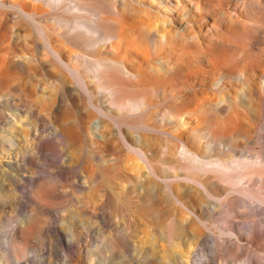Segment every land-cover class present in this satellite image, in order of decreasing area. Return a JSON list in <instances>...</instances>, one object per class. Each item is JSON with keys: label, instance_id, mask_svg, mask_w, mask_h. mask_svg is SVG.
Here are the masks:
<instances>
[{"label": "bare ground", "instance_id": "obj_1", "mask_svg": "<svg viewBox=\"0 0 264 264\" xmlns=\"http://www.w3.org/2000/svg\"><path fill=\"white\" fill-rule=\"evenodd\" d=\"M158 1L161 5L170 2ZM173 1L175 6L164 15L165 32L157 37V41L167 50V83L172 86L180 80L182 90L178 95L163 92L165 100L174 102L167 106L168 109L163 114L167 129L159 130L170 143L169 146L164 145L159 153L162 172L165 173L163 177L158 176L152 164L156 153L150 143V136L154 129L135 121L136 117L143 115L152 106L149 95L160 86L163 87L164 82H157L150 73V67L147 68L149 57H142L144 52L137 47L139 39L134 37L133 26L136 22L143 21L141 13L144 14L145 11L140 8L141 13L134 11L123 14L120 18L121 26L118 27L116 19L104 17L103 8L109 7L100 0H0V16H11L19 20L14 25L16 32H12L10 37L4 36L8 43L19 39L32 42L36 49L41 50L44 63L56 68L55 71L46 69L39 77H30L19 89L8 82L3 84L0 79V146H15L11 133L17 129V123H22L19 112L15 111L21 103L11 92L19 91L23 93L22 103L28 105L29 117L34 121L24 122L23 125L32 127L35 145L41 150L53 151L52 143L46 141L45 137L56 135L64 143L71 145V149L89 152L99 168L108 170L114 179L119 180L118 193L132 207L139 194L150 189L162 203L172 201L188 212L190 209L181 202L180 196L190 198L188 200L193 208L204 216H211L214 204L220 200L221 195H226L230 206L239 200L243 201L237 197L238 194L264 202V196L260 195L264 189V164L251 160L228 162L219 157L211 159L210 154L203 155L200 151L205 145L203 138L206 139L208 153L224 152L236 147L238 130L226 122L230 115L216 123L214 130H205L202 136L198 133L202 121L203 99L209 90L218 88L225 77L233 74L232 70L225 68L222 61L227 53L222 47H227L228 44L224 40L230 43L229 46L232 42L237 46L238 43L245 44L257 36L264 37V0H253L247 4L246 20L236 33L234 27L240 24L239 15L233 8L224 10L222 0ZM71 3L74 6H70ZM139 5L154 8L151 3ZM190 7L201 13L196 18H190ZM55 11L63 14L77 11L81 14L74 19L60 15L55 20L52 18ZM111 12L115 16L119 14L114 9ZM207 14L211 15V22L206 19ZM49 20L56 22V27L46 25ZM54 31L61 35H74L80 40L86 34L96 37L93 40L94 46L104 48L101 52L107 56L105 59L90 60L82 55L69 53L70 58L91 64V78L95 84L89 81L83 70L66 61L63 52L53 45L51 33ZM33 35L39 41L35 42ZM150 45L153 53H160L161 50L155 49L153 41ZM232 45L230 47L234 49ZM236 46L235 49L239 48ZM150 54L148 49L146 56ZM7 63L4 62L3 67ZM217 74L220 75L218 83L213 79ZM240 81L246 83L247 76H240ZM47 88L54 89L60 100L67 103V108L57 111L50 95L43 97ZM250 99L249 112L258 113L256 124L252 127L259 130L264 119L260 114L264 92L256 91ZM7 112L14 114V120ZM71 117L79 123V129L72 123ZM127 119L132 120L126 125L130 133L124 131ZM45 131H48L47 136L44 135ZM85 139L86 142L81 143ZM187 139L190 141L187 142ZM257 140L259 141V137ZM123 152L132 156L133 159L128 160L131 163L141 162V168L146 169V173H125L121 161ZM29 165H33L31 158ZM94 175L97 176L93 173L91 179ZM10 179L14 184L17 182V177L10 175ZM253 183L258 184V189L252 188ZM82 186L85 187L86 184ZM107 195L108 192L105 191L102 197ZM81 213L89 220L100 217L96 210L90 212L83 209ZM191 223L205 227L203 218L196 214L191 218ZM18 229L20 234L28 236L35 232L30 225ZM257 232L254 227L251 228L246 241L259 248L261 238ZM206 235L200 229L194 232V241L188 244V248L192 249L187 255H191L193 248L203 242ZM186 236L189 235L185 231ZM236 243H228L223 251L225 259L241 264L242 254ZM94 256L95 252L89 254L91 259ZM30 259L16 246L8 244L7 248L0 250V264H28ZM189 260V257L174 251L167 264H188ZM94 263L99 264L97 261ZM244 263L250 264L248 257ZM143 264L151 263L144 261Z\"/></svg>", "mask_w": 264, "mask_h": 264}, {"label": "rangeland", "instance_id": "obj_2", "mask_svg": "<svg viewBox=\"0 0 264 264\" xmlns=\"http://www.w3.org/2000/svg\"><path fill=\"white\" fill-rule=\"evenodd\" d=\"M100 1L109 7L103 8L104 17L116 19L118 27L121 26L120 18L123 14H131L134 11L141 13L140 8L145 11L144 14L141 13L145 18L143 23L136 22L133 26L134 37L139 39L137 47L144 52L142 57H149L147 68L150 67V73L157 82L165 83L162 82L163 87L160 86L149 95L152 106L143 115L136 117L135 121L154 129L151 132L153 135L150 134V143L156 153L152 164L158 176L163 177L165 173L162 172L159 153L164 145L169 146L170 143L159 132L167 129L163 114L174 103L165 100L163 92L178 95L182 85L180 80L172 86L167 83V50L157 41V37L165 32L164 15H167L176 3L173 0L165 5H161L158 0ZM222 1L224 10L233 8L239 15L240 24L234 27L236 33L246 20L247 4L253 0ZM140 3H151L154 8L142 7ZM70 6L74 4L71 3ZM113 9L119 12L118 16L112 14ZM60 12L55 11L52 18L56 20L62 15L74 19L81 14L77 11L69 14ZM190 12V18H196L201 13L196 8H191ZM206 19L211 22V15L207 14ZM18 21L11 16H0V79L3 84L8 82L17 89L30 77H39L41 72L44 74L46 69L56 70L54 66L44 63L41 50L36 49L32 42L19 39L8 43L4 38L16 32L14 25ZM45 24L51 28L56 27L53 20ZM51 34L53 45L63 52L64 59L83 70L89 81L95 84L91 78V64L76 61L70 58L69 53L79 54L90 60L105 59L107 56L102 53L104 48L94 46L93 40L96 37L86 34L82 35L80 40L74 35L58 34V31ZM33 39L35 42L39 41L35 35ZM151 41L154 42L156 50H161L160 53H153ZM224 42L228 43V48L223 42L221 44L225 47L220 44L227 51L222 61L225 68L232 70L233 74L225 77L218 88L209 90L203 99L202 121L198 133L202 136L205 130H214L216 123L230 115L226 122L238 130L235 137L237 143L233 150L208 153L206 139L203 138L205 145L200 151L203 155L210 154L211 159L219 157L228 162L251 160L264 164V119L257 130L252 125L256 124L258 113L249 112L252 93L264 92V37L257 36L245 44L238 43L237 49L235 43H231L234 46L232 49L227 40ZM148 49L151 54L146 56ZM4 62H8L5 67ZM244 74L247 76L246 83L240 81V76ZM219 76L217 74L213 79L217 80ZM11 93L20 100L21 104L15 111L19 112L22 123H17V129L11 133L15 146H0V250L7 248L8 244L16 246L31 258L28 264H95V261L99 264H143L144 261H150L151 264H167L174 251L189 257L188 264H236L225 259L223 251L228 243L236 241L239 253L242 254L241 264H245L246 257L250 264H264V202L238 194L237 197L243 201L239 200L230 206L227 204L226 195H221L220 200L214 204L211 216H204L198 209L193 208L188 200L190 198L180 196L181 202L189 207L188 212L172 201L162 203L150 189L141 192L132 207L118 193L119 180L114 179L108 170L99 168L89 152L71 149V145L64 143L56 135L45 137L46 141L52 143L53 151L39 149L35 145L32 127L23 125L24 122H34L29 117L28 105L22 103L23 93ZM46 95H50L54 100L57 111L67 108V103L60 100L54 89L47 88L43 97ZM105 103L107 104L106 101ZM260 114L264 116V104L260 107ZM7 115L14 120L13 113L7 112ZM71 121L79 129V123L72 117ZM131 121L127 119L124 125L126 133H130L126 125ZM42 124L46 125V122ZM44 135L47 136L48 131H45ZM30 158L33 159L32 166L29 165ZM130 159H133L130 154L122 153V169L125 173H146V169L141 168V162L131 163L128 161ZM93 173L97 176L94 175L91 179ZM10 175L17 177L15 184ZM83 184L86 186H82ZM252 188L258 189V184L253 183ZM104 190L108 192L107 197H102ZM179 191L181 192L180 189ZM260 195L264 196V189ZM83 209L90 212L96 210L100 217L89 220L87 216L82 215ZM194 214L203 218L205 227L191 223ZM27 225L35 229L31 236L19 233L18 228ZM253 227L260 234L259 248L246 241L247 234ZM197 229L205 231L206 238L193 248L191 255H187L192 249L188 248V244L194 241L193 234ZM185 231L189 236L185 237ZM92 252H95L96 256L91 259L89 254Z\"/></svg>", "mask_w": 264, "mask_h": 264}]
</instances>
